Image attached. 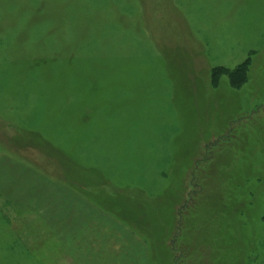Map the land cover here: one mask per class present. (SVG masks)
<instances>
[{"label": "rangeland", "instance_id": "rangeland-1", "mask_svg": "<svg viewBox=\"0 0 264 264\" xmlns=\"http://www.w3.org/2000/svg\"><path fill=\"white\" fill-rule=\"evenodd\" d=\"M0 264H264V0H0Z\"/></svg>", "mask_w": 264, "mask_h": 264}, {"label": "trees", "instance_id": "trees-1", "mask_svg": "<svg viewBox=\"0 0 264 264\" xmlns=\"http://www.w3.org/2000/svg\"><path fill=\"white\" fill-rule=\"evenodd\" d=\"M249 61L245 62L244 64L240 65L236 70H235V73L239 74L241 76V82L240 81H237V85L238 83L240 82V84L242 83H245L246 82V77H247V74H248V69H249ZM220 70H223L221 68H217L215 69L213 72L215 73L214 76H218V72Z\"/></svg>", "mask_w": 264, "mask_h": 264}]
</instances>
